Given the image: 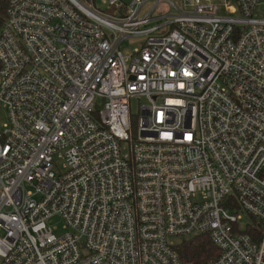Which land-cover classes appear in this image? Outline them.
Here are the masks:
<instances>
[{
	"label": "built area",
	"instance_id": "built-area-1",
	"mask_svg": "<svg viewBox=\"0 0 264 264\" xmlns=\"http://www.w3.org/2000/svg\"><path fill=\"white\" fill-rule=\"evenodd\" d=\"M102 1L7 0L0 264H181L196 235L264 264L257 0Z\"/></svg>",
	"mask_w": 264,
	"mask_h": 264
},
{
	"label": "trees",
	"instance_id": "trees-1",
	"mask_svg": "<svg viewBox=\"0 0 264 264\" xmlns=\"http://www.w3.org/2000/svg\"><path fill=\"white\" fill-rule=\"evenodd\" d=\"M82 3L88 0H79ZM7 0H0V25L3 21ZM181 264H204L218 255L217 247L206 235H196L182 239L175 245Z\"/></svg>",
	"mask_w": 264,
	"mask_h": 264
},
{
	"label": "rangeland",
	"instance_id": "rangeland-1",
	"mask_svg": "<svg viewBox=\"0 0 264 264\" xmlns=\"http://www.w3.org/2000/svg\"><path fill=\"white\" fill-rule=\"evenodd\" d=\"M93 1H94L95 6L98 7L99 9L103 10L106 8V4L102 0H93ZM219 13L222 16H226V17L236 16L235 13H229L228 11L223 10L221 8L219 9ZM252 14H253V17H255V18H264V0H257L256 6H255ZM136 45H137V43L133 39H129V40H125L124 42L120 43L119 48L122 51H131ZM129 113H130V119H131L132 125H133L134 122L136 121L138 114H139L138 103L135 99H132L129 102ZM55 162L57 163L58 168L61 169L62 160L55 159ZM47 224H48V226L51 227L52 232L57 236L61 235L64 232V230L66 229L63 221L57 215L49 218L47 220ZM181 239H182L181 237L173 236L171 238V241L173 243H178L181 241Z\"/></svg>",
	"mask_w": 264,
	"mask_h": 264
},
{
	"label": "water",
	"instance_id": "water-1",
	"mask_svg": "<svg viewBox=\"0 0 264 264\" xmlns=\"http://www.w3.org/2000/svg\"><path fill=\"white\" fill-rule=\"evenodd\" d=\"M76 2H80L79 0H75Z\"/></svg>",
	"mask_w": 264,
	"mask_h": 264
}]
</instances>
